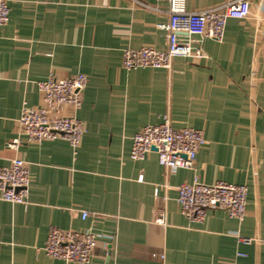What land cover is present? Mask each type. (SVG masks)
Here are the masks:
<instances>
[{
	"label": "crops",
	"instance_id": "obj_1",
	"mask_svg": "<svg viewBox=\"0 0 264 264\" xmlns=\"http://www.w3.org/2000/svg\"><path fill=\"white\" fill-rule=\"evenodd\" d=\"M7 1L0 167L23 159L31 185L26 203L0 199V264H79L47 255L51 226L100 236L86 264H264V0H249V17L229 19L222 42L193 37L209 58H177L171 70L121 65L125 48H166L158 27L170 18L166 1L151 2L156 10L132 0ZM231 1L186 0V9ZM79 73L88 79L79 147L27 141L19 118L24 107H40L38 81ZM167 114L175 129L204 131L192 169L168 173L156 151L131 158L134 135ZM14 139L22 141L18 151L9 146ZM217 181L248 187L245 219L209 210L203 222L190 221L178 188ZM157 209L167 225L155 222Z\"/></svg>",
	"mask_w": 264,
	"mask_h": 264
},
{
	"label": "built area",
	"instance_id": "obj_2",
	"mask_svg": "<svg viewBox=\"0 0 264 264\" xmlns=\"http://www.w3.org/2000/svg\"><path fill=\"white\" fill-rule=\"evenodd\" d=\"M149 10L157 8L151 3L166 1L169 4L168 23L158 27L168 34L165 49L142 47L125 48L122 53V67L126 70L159 68L171 70L177 58L207 59L209 55L201 40L209 38L222 42L230 18L245 19L250 15L249 0H234L221 6L191 12L186 9V0H132ZM10 21V7L7 0H0V27ZM88 79L83 73L67 78L54 75L37 85L42 94L38 108L24 107L19 118L22 133L30 143L45 140L65 139L73 148L79 147L84 136V125L77 113L83 105V92ZM67 108L69 114H65ZM20 139H14L9 146L18 151ZM206 144L204 131L191 127L175 129L169 114L162 123L143 127L132 139L131 158L140 161L147 154L156 151L160 163L168 173L178 169H192L200 149ZM144 175L138 178L144 182ZM31 175L28 164L21 158L12 160L9 166L0 167V199L11 203H26L29 198ZM178 203L181 212L192 222H203L207 212L221 210L229 217L242 222L246 215L248 187L217 181L213 184H183L178 188ZM89 215L84 212L85 219ZM155 222L165 226L166 211H155ZM99 235L91 231L60 229L51 226L44 247L52 258L66 263H89L98 244ZM251 241L250 239H245ZM264 243V241H263Z\"/></svg>",
	"mask_w": 264,
	"mask_h": 264
}]
</instances>
